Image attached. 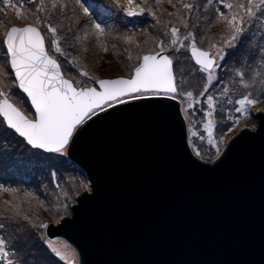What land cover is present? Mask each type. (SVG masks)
Returning a JSON list of instances; mask_svg holds the SVG:
<instances>
[{
    "label": "water",
    "instance_id": "water-1",
    "mask_svg": "<svg viewBox=\"0 0 264 264\" xmlns=\"http://www.w3.org/2000/svg\"><path fill=\"white\" fill-rule=\"evenodd\" d=\"M108 112L68 149L91 188L48 229L79 252L70 264H264V110L212 161L170 96Z\"/></svg>",
    "mask_w": 264,
    "mask_h": 264
},
{
    "label": "rangeland",
    "instance_id": "rangeland-1",
    "mask_svg": "<svg viewBox=\"0 0 264 264\" xmlns=\"http://www.w3.org/2000/svg\"><path fill=\"white\" fill-rule=\"evenodd\" d=\"M66 2L67 8L63 10V16L76 23L69 30L67 23L63 20L60 21L61 35L59 38L64 55L54 51L50 43V34L43 25L39 24V21L34 19L33 11H25L39 7V0L31 5L28 4V0H10L8 6L0 0V21L3 22L0 24V40L3 39L4 32L13 25L37 24L45 36V45L49 55L59 61L65 77L72 80L77 87L91 86L92 82L89 79L91 76L100 79L122 75L129 76L130 67L136 63V57L142 55L144 50L152 49L151 41L156 38L166 39L163 36L161 26L167 24L169 20L180 27L182 35L185 33L182 22L177 16L178 8L173 6L177 0H173V4H169L167 0H162L159 5L154 0H148V6L160 17V24L155 27H152L155 22L151 17L147 15L144 17H126L122 11L112 7L111 0H102L108 10L113 13L112 19L108 20V24L112 27L106 30V35L103 38L98 37L91 26L84 23L86 17L80 11L76 0H66ZM91 2H99V0H90ZM192 2L199 6L198 10L193 12L191 17H187V14L185 16L190 25L188 30L196 33L197 46L210 50L212 44L221 45L222 37L226 35L227 29L223 22H216V15L219 11L227 13L228 10L220 3V0H211V3L208 0H192ZM231 2L235 3L236 0H231ZM44 3L48 5L49 0H44ZM19 4L24 5L21 16L16 15V9L12 6ZM74 8L75 11H73ZM168 13L173 15L169 16ZM44 15L43 12L40 13L41 17ZM57 16H59V9L56 16L50 21L54 26L58 22ZM129 20H134L136 23H127ZM193 24L196 25L195 28L191 27ZM245 28L248 31L239 45L236 48L227 49V56L223 61H219L221 66L215 70L212 86L204 96H200L199 93L206 83V74L199 71L189 51L180 49L179 52H176L172 48L167 49V54L174 60L175 73L181 74L177 68L183 70L184 83L179 89L181 94L177 95L175 99L180 103L186 118L189 145L194 153L199 148L201 155L198 157L203 160L212 161L218 157L215 155V146L207 143V132L204 129V123L208 119L207 95H212L216 101V109L212 117L216 123L214 136L218 137L228 127L233 128L219 141L220 154L237 130L255 125L254 112L258 109L264 110V61L259 55V50L264 47V21L251 27L246 24ZM140 29L147 31L141 33ZM129 30L135 31L132 44H128L125 40V36L130 34ZM77 36L80 39H77ZM101 43L105 45L107 51L100 46ZM165 46L167 47V40ZM211 50L214 51V49ZM0 65L7 73L6 76H0V87H3L9 94L12 103L29 118H33L34 109L29 100L12 82L11 72L7 64L6 45L2 43H0ZM83 71H87L89 77L82 76ZM238 72H243L244 76L240 77L237 75ZM217 75L222 83L217 82ZM241 78L248 83L249 87L245 88L240 83ZM224 87L229 90L227 95H221ZM186 91H193L196 99V103L191 109L187 107L189 99L183 95ZM248 93H251L252 97L257 98L259 102L250 107V115L236 113L235 108L238 105L234 102ZM229 101H233V103H229ZM230 115L239 116L240 122L232 125L229 120ZM194 133L196 135H193ZM200 135L204 136V140L200 139ZM0 170L2 172V184L18 190L17 193L0 191V213H3L0 215V222L5 223V228L0 229V234L4 236L6 233L4 238L8 240L10 247L18 250L20 256L25 255L27 257L35 252L38 256L47 254L46 260L50 259L52 264H70L72 260L78 262L73 255L71 242L64 237H50L49 227L36 231L30 227L28 221H25L24 224H27L28 229L25 226L24 233L22 221L18 223L15 219H9L13 214L8 212L4 202L13 201V198L20 197L21 201L18 200L17 203L24 209L21 210L23 214L27 213L25 210L29 205L27 215L31 217V224L56 225L60 222V218L71 216L70 206L76 204V196L84 190L89 191V177L84 168L73 161L68 154L65 156L32 148L24 138L19 137L13 130L7 129L2 116H0ZM51 172L56 173L55 178ZM25 193L31 195L25 196ZM65 193H67V198ZM64 203L68 204V211L64 210ZM6 211L7 218L4 215ZM14 220L16 222L14 224L18 225L16 227L15 225L9 226V223H13ZM13 229L18 230V233L16 232L17 235L12 237ZM41 236L45 240H51L52 246L60 251L65 258L62 259L52 252L51 248L41 239ZM23 247L25 250L22 251ZM41 263L44 264L45 262L40 259ZM0 264H7V261L0 260ZM28 264L31 263L28 262Z\"/></svg>",
    "mask_w": 264,
    "mask_h": 264
},
{
    "label": "snow or ice",
    "instance_id": "snow-or-ice-1",
    "mask_svg": "<svg viewBox=\"0 0 264 264\" xmlns=\"http://www.w3.org/2000/svg\"><path fill=\"white\" fill-rule=\"evenodd\" d=\"M2 2L8 6L10 0H2ZM154 2L159 5L162 0H154ZM167 2L173 4V0H167ZM208 2L211 3V0ZM35 3L36 0H28L29 5ZM220 3L228 11L227 13L219 11L216 15V22H223L226 25L227 33L222 37L221 45H211V49L214 51L211 49L205 51L199 48L196 33L188 30L190 25L185 14L187 17H191L199 6L192 0H188V2L177 0L173 6L178 8L177 16L182 22L185 33L182 35L180 27L169 20L167 24L161 26L163 36L166 39L156 38L151 41L152 49H146L142 55L136 57V63L130 67L128 78L100 79L95 76L89 77V73L83 71L81 75L89 77L92 82L91 86L77 87L73 81L65 78L60 63L49 55L45 45V36L37 24L27 23L23 27L11 26L4 32L0 43L6 45L7 64L11 72L12 82L26 94L27 99H30L35 112L33 118H29L10 101L9 94L5 89L0 87V116L3 118V123L7 129L13 130L19 137L24 138L32 148L66 156L73 142L87 132L92 124L101 119V113L108 116L109 109H115L116 105H127L130 100H143L148 96H171L175 99L177 95L181 94L179 89L184 83L183 70L177 68L181 74L174 73V60L167 54L168 48H172L176 52H179L180 49L190 52L191 57L199 65V71L206 74V83L199 93L200 96H204L212 86L215 70L221 66L219 61H223L227 56V49L236 48L248 31L245 25L248 24L251 27L264 21V0H236L235 3L231 0H220ZM76 4L86 17L84 23L89 24L93 32L98 37L103 38L106 35V30L112 27L108 24V20L112 19L113 13L108 10L102 0L91 3L90 0H76ZM111 4L113 8L122 11L126 17H144L147 15L155 22L152 27L160 24V17L148 6V0H111ZM12 6L16 9V15L21 16L24 5ZM66 8V0H49L48 5H45L44 0H39V7L25 10L33 11L34 19L39 21V24L43 25L50 34V43L54 51L61 55L64 53L59 38L61 35L60 21L66 22L69 30L76 23L63 16V10ZM58 9L59 16L56 17L58 22L54 26L50 21L56 16ZM41 12L45 14L44 17L40 16ZM168 15L173 14L168 13ZM2 23L0 21V24ZM127 23L135 24L136 21L129 20ZM195 26V24L191 25L193 28ZM146 31V29H140L141 33ZM129 32L130 34L125 36V40L128 44H132L135 31L129 30ZM76 38L80 39L78 36ZM166 40L167 47L165 46ZM100 46L107 51L103 43ZM259 55L264 61V47L259 50ZM6 75L3 66L0 65V76ZM237 75L243 77L244 73L238 72ZM216 80L222 83L218 75ZM240 83L245 88L249 87L243 78H241ZM228 91V88L224 87L221 95H227ZM183 95L189 99L187 107L193 108L196 103L193 91H186ZM206 99L208 119L204 123V129L207 132V143L215 146V155L219 156L218 143L233 128L228 127L218 137L214 136L216 123L212 117L216 109V101L212 95H207ZM258 102V99L253 98L251 93L243 95L234 102L238 105L235 112L250 115V107ZM229 103H233V101H229ZM229 120L232 125L240 122L239 116L230 115ZM200 139L204 140V136L200 135ZM195 154L201 155L199 148ZM51 175L55 178L56 173L52 172ZM88 190L91 191V188L89 187ZM0 191L18 192L17 189L6 187L4 184H0ZM24 195L31 194L25 193ZM65 197L67 198V193H65ZM4 203L8 212L13 214L9 219H15L18 223L21 220L28 221L30 227L36 231L49 227L46 223L31 224V217L21 212L19 204L13 201H5ZM63 208L68 211V204L64 203ZM4 228L5 223L0 222V229ZM41 239L57 256L62 259L65 258L60 251L52 246L51 240H45L43 236ZM12 257H17V259L14 260ZM21 259L19 251L10 247L8 240L0 235V260H6L7 264H20Z\"/></svg>",
    "mask_w": 264,
    "mask_h": 264
},
{
    "label": "trees",
    "instance_id": "trees-1",
    "mask_svg": "<svg viewBox=\"0 0 264 264\" xmlns=\"http://www.w3.org/2000/svg\"><path fill=\"white\" fill-rule=\"evenodd\" d=\"M197 66V65H196ZM173 67H174V65H173ZM198 68H199V66H197ZM174 72H175V68H174ZM123 76V75H122ZM119 77V76H118ZM27 99V98H26ZM27 100H29V99H27ZM30 102V101H29ZM184 114V113H183ZM186 119V118H185ZM238 132V131H237ZM236 134V133H235ZM234 134V135H235ZM194 149V148H193ZM68 161H69V159H68ZM70 162V161H69ZM68 163V162H67ZM71 163V162H70ZM73 164V163H72ZM63 167V166H62ZM52 173V172H51ZM1 175H2V172H1V170H0V180H1V182H0V184H2V177H1ZM13 198V197H12ZM21 201V199H20V197L19 198H17V199H15V198H13V201H15L14 203H17V201ZM18 201V202H19ZM18 204V203H17ZM20 209L21 210H24L23 208H21V206H20ZM28 210H29V205H28V208H26V210L25 211H27V213L26 214H28ZM34 211H36L35 209H34ZM4 215L6 216V218H7V211L4 213ZM22 221V220H21ZM10 222H11V220H10ZM14 223H16L15 222V220H14V222L13 223H9V226H11V225H15V227L18 225V224H14ZM25 223V221H22V225ZM7 225V224H6ZM25 226L27 227V229H28V226H27V224H24L23 226H22V230H23V232H24V229H25ZM12 228V227H11ZM13 231V233H12V237L13 236H16L17 235V233H18V230H15V229H13L12 230ZM17 232V233H16ZM25 233V232H24ZM5 234L6 233H4V237H5ZM1 235V234H0ZM23 250H25V248L23 247L22 248V251ZM48 253H50L49 252V250H48ZM22 259H21V261H20V264H28V262H30L31 264H40V259H42L45 263L44 264H49V262H50V264H52V262H51V260L50 259H47L46 260V258H47V254L46 255H40V256H38V255H36V252L35 253H31L30 254V256H25V255H22V256H20ZM30 257V258H29ZM33 260H32V259ZM14 260L15 259H17V257L16 258H13ZM47 262V263H46ZM42 264V263H41Z\"/></svg>",
    "mask_w": 264,
    "mask_h": 264
},
{
    "label": "bare ground",
    "instance_id": "bare-ground-1",
    "mask_svg": "<svg viewBox=\"0 0 264 264\" xmlns=\"http://www.w3.org/2000/svg\"><path fill=\"white\" fill-rule=\"evenodd\" d=\"M70 245H71L72 251L74 252L73 255L76 257L77 261H79V252L71 243H70Z\"/></svg>",
    "mask_w": 264,
    "mask_h": 264
},
{
    "label": "clouds",
    "instance_id": "clouds-1",
    "mask_svg": "<svg viewBox=\"0 0 264 264\" xmlns=\"http://www.w3.org/2000/svg\"><path fill=\"white\" fill-rule=\"evenodd\" d=\"M185 117V116H184Z\"/></svg>",
    "mask_w": 264,
    "mask_h": 264
}]
</instances>
